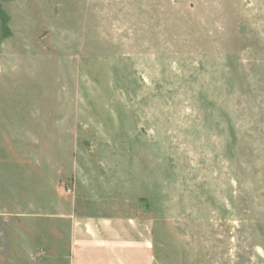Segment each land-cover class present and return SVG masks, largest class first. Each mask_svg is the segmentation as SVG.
I'll use <instances>...</instances> for the list:
<instances>
[{
  "label": "rangeland",
  "instance_id": "rangeland-1",
  "mask_svg": "<svg viewBox=\"0 0 264 264\" xmlns=\"http://www.w3.org/2000/svg\"><path fill=\"white\" fill-rule=\"evenodd\" d=\"M59 192L264 264V0H0V264H68Z\"/></svg>",
  "mask_w": 264,
  "mask_h": 264
},
{
  "label": "crops",
  "instance_id": "crops-1",
  "mask_svg": "<svg viewBox=\"0 0 264 264\" xmlns=\"http://www.w3.org/2000/svg\"><path fill=\"white\" fill-rule=\"evenodd\" d=\"M62 196L59 192L54 209L57 220L69 223L68 264H157L153 221L140 209L122 214L78 203L75 195L65 202Z\"/></svg>",
  "mask_w": 264,
  "mask_h": 264
}]
</instances>
